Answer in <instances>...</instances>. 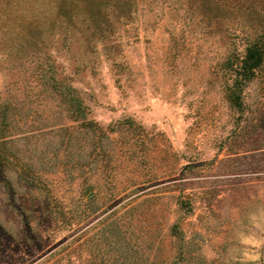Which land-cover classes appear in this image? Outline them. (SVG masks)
I'll return each mask as SVG.
<instances>
[{
	"label": "rangeland",
	"instance_id": "rangeland-1",
	"mask_svg": "<svg viewBox=\"0 0 264 264\" xmlns=\"http://www.w3.org/2000/svg\"><path fill=\"white\" fill-rule=\"evenodd\" d=\"M257 35L264 0H0V108L32 130L0 147V264H105L126 244L264 264V63L242 107L225 63Z\"/></svg>",
	"mask_w": 264,
	"mask_h": 264
},
{
	"label": "trees",
	"instance_id": "trees-1",
	"mask_svg": "<svg viewBox=\"0 0 264 264\" xmlns=\"http://www.w3.org/2000/svg\"><path fill=\"white\" fill-rule=\"evenodd\" d=\"M226 65L230 68V75L233 77V84L228 88L227 99L231 104L237 107H242L243 102L241 100V93L243 91L244 85L257 73L264 63V35H257L254 39L249 38L245 46V51L243 55H234V57L229 56L226 58ZM67 102L69 104V118L73 121H79L78 126L83 129H89L94 127L95 123L91 119H87V108L83 104L81 98L76 94V89L72 86L65 88ZM15 116L10 112V103L4 102L0 108V147L6 146L7 144H12L14 141V136L20 133H31L32 130H24V132L19 131L15 126ZM132 123V120H129ZM65 129V127H64ZM4 152L0 150V161L4 159ZM114 223L108 226H113ZM171 242L175 241L177 243L181 242V233L178 230V224L173 223L170 227ZM158 241V240H157ZM117 242V240H113ZM174 243V242H173ZM122 247L119 250L118 256L109 257L108 259H103L100 257V263L106 264L108 261L111 264H154L156 262L155 252L157 246H152V253L146 259L147 262L143 263L140 257L132 256V247L129 244ZM134 252V251H133ZM98 254L93 255L94 258ZM181 253L178 252L176 256H173L165 264H180ZM89 264H94V261ZM163 264V263H161Z\"/></svg>",
	"mask_w": 264,
	"mask_h": 264
}]
</instances>
